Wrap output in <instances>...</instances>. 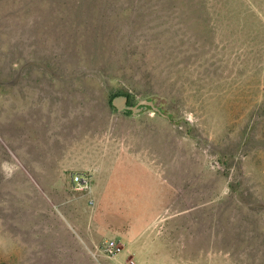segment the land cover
Returning <instances> with one entry per match:
<instances>
[{
    "label": "rangeland",
    "instance_id": "374dc122",
    "mask_svg": "<svg viewBox=\"0 0 264 264\" xmlns=\"http://www.w3.org/2000/svg\"><path fill=\"white\" fill-rule=\"evenodd\" d=\"M0 264H264V0H0Z\"/></svg>",
    "mask_w": 264,
    "mask_h": 264
},
{
    "label": "crops",
    "instance_id": "0c3cea01",
    "mask_svg": "<svg viewBox=\"0 0 264 264\" xmlns=\"http://www.w3.org/2000/svg\"><path fill=\"white\" fill-rule=\"evenodd\" d=\"M33 147V146H32ZM36 147H37V145H36ZM35 151H38V150H35ZM15 156H20V157H18V159H19V162H20V166L21 167H23V168H25L24 167V165L22 164V162L23 161H25L24 160V158L22 157V156H26V154H24V152H23V150L22 149H20V150H18V149H15ZM140 156H142V155H140ZM124 157H126V156H124ZM132 162H134V164H138L139 165V167L140 168H143L144 170L146 169V161H143V160H141V159H138V160H135V159H130V158H122V157H118L116 160H115V162L114 163H112L111 164V168H110V170H114L117 166H118V164H121L120 166H123L124 168L127 166H130L131 164H132ZM101 164H103V162H101L100 163V168L98 169V171H99V173H98V171H97V173H96V165H93V164H90V165H86L84 168H83V170H81L82 172H86V171H93V175L95 176V177H98V176H100V175H102V169H103V167H102V165ZM92 167H95L94 168V170H93V168ZM26 169V168H25ZM82 169V168H81ZM27 170V169H26ZM101 171V172H100ZM109 173V172H108ZM73 174H76V173H72V176H73ZM77 174H79V173H77ZM82 174V173H81ZM106 176H107V179H106V181L108 182L109 181V179H110V176H111V173H109V174H106ZM71 185H72V183H71ZM90 191H91V188H90ZM88 192V194H92L91 192ZM87 194V195H88ZM106 194H107V191L106 190H102L101 192H100V195H98L97 197H98V199L96 198L95 199V202L97 201H102L105 197H106ZM96 204V203H95ZM113 224H114V226H113V231H114V233H115V237H117V239L119 238V239H132V237L133 236H131L130 235V233L128 232V230H126L127 229V224L125 223V224H123V221H120V219L119 218H115L114 220H113ZM129 228V227H128ZM112 241V240H111ZM117 243V242H116ZM118 244V243H117ZM118 246L120 247V253L118 254V255H120L121 253H123V248H122V246H120L119 244H118Z\"/></svg>",
    "mask_w": 264,
    "mask_h": 264
},
{
    "label": "built area",
    "instance_id": "2783aa9c",
    "mask_svg": "<svg viewBox=\"0 0 264 264\" xmlns=\"http://www.w3.org/2000/svg\"><path fill=\"white\" fill-rule=\"evenodd\" d=\"M71 183L76 192L88 193L90 191V179L86 175L73 174L71 177ZM102 252L105 257L112 259L118 256L120 253V247L115 241H106L103 244Z\"/></svg>",
    "mask_w": 264,
    "mask_h": 264
},
{
    "label": "water",
    "instance_id": "95a60500",
    "mask_svg": "<svg viewBox=\"0 0 264 264\" xmlns=\"http://www.w3.org/2000/svg\"><path fill=\"white\" fill-rule=\"evenodd\" d=\"M128 99L125 96H118L112 99L111 101V106L115 108L118 112H126V111H131L133 113L138 112L137 107L139 106H150L154 111L156 109L152 106L151 102H147L145 100L139 101L136 105L134 106H128Z\"/></svg>",
    "mask_w": 264,
    "mask_h": 264
},
{
    "label": "trees",
    "instance_id": "16d2710c",
    "mask_svg": "<svg viewBox=\"0 0 264 264\" xmlns=\"http://www.w3.org/2000/svg\"><path fill=\"white\" fill-rule=\"evenodd\" d=\"M121 95L127 97V99H128V105H132V102H133L134 98H133L131 95H129L128 93L115 92V93H112V94L110 95V97H111V99H113V98H115V97H117V96H121ZM110 103H111V101H110ZM110 107H111V105H110ZM111 109H112V108H111Z\"/></svg>",
    "mask_w": 264,
    "mask_h": 264
}]
</instances>
